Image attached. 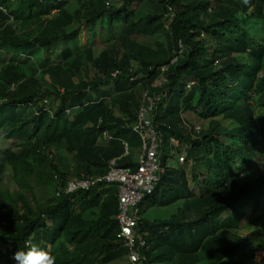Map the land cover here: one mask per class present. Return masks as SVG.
<instances>
[{
  "label": "trees",
  "instance_id": "16d2710c",
  "mask_svg": "<svg viewBox=\"0 0 264 264\" xmlns=\"http://www.w3.org/2000/svg\"><path fill=\"white\" fill-rule=\"evenodd\" d=\"M9 1L0 0V138L20 150L0 151V264H16L12 255L33 244L55 264L128 258L116 188L63 189L106 174L115 158L138 166L143 141L133 125L146 92L162 97L153 122L162 148L160 181L142 215L166 210L142 217L141 263L264 264V0H78L74 11L72 0H18L36 23L25 31ZM146 1L156 9L140 17ZM84 26L91 44L80 48ZM61 40L68 47L56 60ZM98 42L112 47L96 55ZM5 49L21 56L7 60ZM84 61L96 73L80 80ZM55 148L73 155L74 173ZM7 170L15 193L3 186ZM49 183L55 194L39 198Z\"/></svg>",
  "mask_w": 264,
  "mask_h": 264
},
{
  "label": "built area",
  "instance_id": "2783aa9c",
  "mask_svg": "<svg viewBox=\"0 0 264 264\" xmlns=\"http://www.w3.org/2000/svg\"><path fill=\"white\" fill-rule=\"evenodd\" d=\"M10 21L14 22V17L11 16ZM176 62L177 58H174L170 64L161 68L162 76L158 81L159 86L167 83L168 77L166 73L170 70V66ZM120 73L121 71H116L113 76L116 77ZM161 101L162 97L158 93L151 94L146 92L144 95L143 105L133 125V130L143 141L136 168L119 166L118 160L120 158H115L110 162L109 170L106 174L72 178L63 189L66 194H72L79 190H89L102 183L116 188L119 199L117 218L121 226L120 238L130 250L128 259L132 264H142L140 249L146 245V240L137 233L143 217V200L147 195H151L155 191L160 181L162 145L160 144V134L153 122L155 110ZM129 154L130 147L126 143L125 155ZM60 194L61 192L59 191L58 195Z\"/></svg>",
  "mask_w": 264,
  "mask_h": 264
},
{
  "label": "rangeland",
  "instance_id": "374dc122",
  "mask_svg": "<svg viewBox=\"0 0 264 264\" xmlns=\"http://www.w3.org/2000/svg\"><path fill=\"white\" fill-rule=\"evenodd\" d=\"M113 1L115 2V4L117 6H121V4L123 3V0H113ZM78 6H79L78 0H72V4L69 6V8L72 11H74L76 8H78ZM9 8L18 11V13H19L20 20L17 21V24L19 26L18 27L19 31H25V30H29L31 28H34L36 23L31 22V20L27 19L28 15L25 12H22L20 5L18 4V0H10L9 1ZM155 9H156V4L153 5L152 3L146 1L141 6V8L139 10V16L142 17V16H145L148 14H152ZM78 27H79V25L77 23H75V25H72L71 27L68 28V31L71 32L74 29H77ZM81 29H82V34L80 35L79 46H80V48H84L88 44H91L90 43L91 40L89 39V37H90L89 36V30L85 26L82 27ZM139 39L146 42V43L152 42V39L146 38V37H139ZM98 43H100V44L95 45V54L96 55H98L103 49H110L112 47L111 44H102L101 42H98ZM66 46L68 47V42H66L65 40L59 41L58 43H56L52 47V50L53 51L56 50V51L52 52L51 56L54 57V59H56V60H62L63 56H62L61 50L63 48H65ZM116 50H118V47ZM4 52H6V54H5L6 57L7 56L9 57V59H7V60L13 59V56H16V55L21 56V52H17L15 50L5 49ZM2 57H3V55H0V59ZM54 59H52V58L48 59L49 64L55 62L56 60H54ZM74 59H75V56L72 59L68 60L66 65L69 66L70 64H72ZM36 62L37 61H35V63ZM37 66L38 65H34L33 67L37 68ZM95 73H96L95 69L89 63L84 61V64H83L81 70L79 72H77V75H78L77 78L80 80L87 79L90 77H94ZM260 88L261 87L259 86L257 88V90L259 91ZM58 103H59V101L57 99H55V100H51L49 104L52 105L53 107H56V105H58ZM196 124L200 126V122H196ZM9 148H13L17 151L20 150V148L15 147L14 140L0 138V151L3 149H9ZM133 153L135 154V156H138V153H135V151H133ZM54 154L56 156L61 157L60 160H61L62 164H64L63 167L66 170L74 173L75 169L73 166L75 165V160L73 158V155L69 154L65 149L63 150L62 148H55ZM7 171H9V170H7ZM249 177L252 179V173H249ZM3 186L5 187L6 190L10 191L11 193H13V192L15 193L17 191L15 189L16 186L14 183V179H13L12 175L10 174V171L7 174V180L3 184ZM55 190H56L55 184L49 183L48 186L46 187V192L43 190L42 195L39 194V191H36V193H37L39 198H43L44 200H46L48 196L52 197L55 194ZM250 209H251V204H250L249 209H248L249 212L251 211ZM165 210H166V208H164V207H150L148 209V211L144 213L143 216L147 217V218H156L157 214L163 215L165 213ZM170 211H171L170 209H167V213H169ZM261 212L262 213L264 212V208L261 210ZM110 264H128V258L124 257V258L116 260Z\"/></svg>",
  "mask_w": 264,
  "mask_h": 264
},
{
  "label": "clouds",
  "instance_id": "9594fccd",
  "mask_svg": "<svg viewBox=\"0 0 264 264\" xmlns=\"http://www.w3.org/2000/svg\"><path fill=\"white\" fill-rule=\"evenodd\" d=\"M16 264H55V258L46 248L33 244L28 249L17 250L11 257Z\"/></svg>",
  "mask_w": 264,
  "mask_h": 264
}]
</instances>
